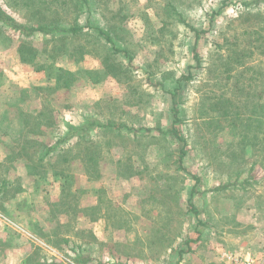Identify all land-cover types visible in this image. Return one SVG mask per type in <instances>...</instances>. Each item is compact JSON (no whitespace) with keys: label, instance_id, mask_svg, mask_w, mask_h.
Here are the masks:
<instances>
[{"label":"rangeland","instance_id":"obj_1","mask_svg":"<svg viewBox=\"0 0 264 264\" xmlns=\"http://www.w3.org/2000/svg\"><path fill=\"white\" fill-rule=\"evenodd\" d=\"M31 1L0 0L23 22ZM225 1H96L95 21L129 49L132 67L121 55L104 59L89 36L0 33V139L15 154L0 193V264H18L10 249L22 247L27 264L45 254L63 264L76 254L87 264H228L232 252L264 264V4ZM76 45L81 61L68 56ZM59 67L73 74L67 88L48 75ZM22 95L24 110L47 103L55 122L38 134L23 125L7 106ZM172 100L182 159V142L157 130L171 127ZM85 116L126 127L92 131L40 162L18 157L22 139L38 147Z\"/></svg>","mask_w":264,"mask_h":264},{"label":"trees","instance_id":"obj_2","mask_svg":"<svg viewBox=\"0 0 264 264\" xmlns=\"http://www.w3.org/2000/svg\"><path fill=\"white\" fill-rule=\"evenodd\" d=\"M37 1V5L33 6V4H28L31 7V13L34 15L32 20H27L25 22L18 20L6 10L1 2H0V33L6 32L15 35L17 38L22 39H32V38H47L49 40H53L59 36L60 38L67 39V38H79L89 36L96 40H99L101 45L105 48L104 52V59L112 57L114 55H121L127 59L129 66H131L132 62V54L129 49L123 46L118 40L117 36L114 35L109 28L104 25L99 24L95 21L94 18V4L98 0H32L31 2ZM44 2L45 6H38L40 2ZM226 4L224 0L223 5ZM243 5L250 6V5H259L264 4V0H250V1H243ZM38 6V7H37ZM171 13L176 14L179 21H184L174 6L171 7ZM44 11V12H41ZM46 13H53V16L50 17L49 14ZM71 14V18L67 17V14ZM196 36L199 33V30L190 27ZM261 47L263 49L264 44L261 43ZM195 49V48H194ZM30 50L28 48H20L19 51H27ZM264 54V50L261 51ZM239 53L235 52V55L238 56ZM81 47L73 46L72 50L68 53L69 57H74L76 61H81ZM22 56V61H32L35 52L31 50L30 55ZM236 56V57H237ZM194 57L196 59V67H200L201 59L199 58L197 52H194ZM50 57V61L53 60ZM103 60V59H102ZM239 64L243 62L237 58L236 60ZM102 62V61H101ZM103 63V62H102ZM51 67V63L49 62L46 64L45 68L41 69H49ZM132 67V66H131ZM87 72V71H86ZM96 74L92 71V73ZM55 83L57 86L62 85L64 88H67L68 85L72 82V72L64 69L62 67L51 69L48 75H53ZM192 78V72H189L187 75H181L177 78V89L181 87V83L184 81H188ZM175 89V90H177ZM23 93V91H22ZM176 91L171 93L172 97H175ZM24 97L22 95L18 101L7 102V106L10 107L14 111V115H16L18 119H20L23 125L29 124V128L36 134L39 132L40 126L44 125H52L55 121L52 115V108L49 104H44L40 106L38 112L35 110V114L31 115L30 112L24 110L22 101ZM172 111V122L171 127L167 130H163L158 128V132L161 134H171L173 138H175L178 142H182V147L179 151V159H182L185 155L184 147V138L180 135V128L179 125L181 123V119L179 117V108L176 106V102L172 100L171 105ZM63 129L61 131H56L53 135H48L47 138L41 143L38 147H31L29 146L28 141L22 139L20 142V148L18 152L19 158L28 159V162L36 161L40 162L43 158L50 156L51 154L57 152L61 147L65 144L69 143L72 140H84L86 136L95 130H103V131H113V130H120L121 128L126 127L120 123H110L108 121H100L98 118L85 116L83 121L78 124L74 125L67 121H62ZM39 134L44 135L45 132L41 130ZM21 138V136H20ZM16 143V142H14ZM0 144L4 146L3 151L0 153V193L2 191H8V188L12 181L8 178L7 166H9L15 159L13 150L11 148H7L5 142L0 139ZM28 144V145H26ZM17 145V143H16ZM17 154V152H16ZM4 165V166H3ZM62 187L64 186V182H62ZM227 185H218L213 188V190H220L226 188ZM191 193L194 194L196 191L194 188L191 190ZM13 197V196H11ZM62 203V201H61ZM54 207L57 203L53 204ZM90 260L87 256H82L81 254H76L73 258V262L75 264H86ZM57 264V263H51ZM115 264H128L126 262H117Z\"/></svg>","mask_w":264,"mask_h":264},{"label":"crops","instance_id":"obj_3","mask_svg":"<svg viewBox=\"0 0 264 264\" xmlns=\"http://www.w3.org/2000/svg\"><path fill=\"white\" fill-rule=\"evenodd\" d=\"M42 243V245L40 246V247H43L44 246V248L45 249H47L48 247L51 249V246H48L47 244H45L44 242H41ZM26 244H28L27 242L26 243H24L23 245L25 246ZM232 252V251H231ZM21 253H22V255H21ZM238 252H232V254H237ZM10 255H12L13 257H14V261H16L17 262V259H18V264H27V262H26V258L27 257H30V254H28V250H27V252L23 249V247L22 248H19V249H10ZM12 257V258H13ZM21 257V258H20ZM249 257V256H248ZM71 261H72V264H75L74 262H73V258H71L70 259ZM13 261V263H15ZM70 261V262H71ZM57 263V264H63L62 262H58L57 260H55V259H53V258H51L49 255H47V254H45V256H42V258L41 257H39V259L38 260H36V263L35 264H51V263ZM89 262V261H88ZM228 262V261H227ZM87 264V263H86Z\"/></svg>","mask_w":264,"mask_h":264},{"label":"built area","instance_id":"obj_4","mask_svg":"<svg viewBox=\"0 0 264 264\" xmlns=\"http://www.w3.org/2000/svg\"><path fill=\"white\" fill-rule=\"evenodd\" d=\"M228 264H253L251 258H242L239 255L229 253L226 255Z\"/></svg>","mask_w":264,"mask_h":264}]
</instances>
